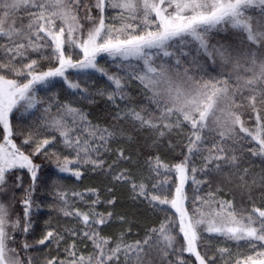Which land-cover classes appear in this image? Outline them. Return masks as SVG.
<instances>
[{"label": "snow or ice", "instance_id": "obj_1", "mask_svg": "<svg viewBox=\"0 0 264 264\" xmlns=\"http://www.w3.org/2000/svg\"><path fill=\"white\" fill-rule=\"evenodd\" d=\"M229 31L237 37L234 42L209 45V34ZM0 40V196L15 200L17 190L23 193L20 203L24 221L21 224L20 217L11 219L9 205L0 200V264H33L32 257L20 254L32 245L24 242L20 250L15 247L17 230L27 234L31 229L40 169L33 156L55 157L60 172H71L79 178L80 165L102 167L103 161L94 159L93 153L106 149L114 135L107 128L93 125L81 109L64 104L58 106L46 128L59 133L74 158L61 159L58 153L50 152L48 146L56 135L44 136L35 129L22 141V146L33 145L31 154L16 144L12 115L41 103L37 86L46 87L61 78L81 98L92 101L89 89L66 75L69 70L105 76L110 90H98L97 94L118 109L117 101L128 98L131 80H138L145 91L151 92L158 115L145 108H128L119 110L116 119L128 117L160 137L184 125L191 131L182 162L169 167L156 157L150 163L157 175L163 169L177 177L173 188L166 187L170 182L167 176L152 185V192L124 172L114 177L128 180L133 192L154 206L173 209L172 217L142 240L128 244L121 237L113 242L101 234L100 226L111 219L112 213L95 210L101 202L96 190H88L96 196L89 211L71 206L68 193L59 191L56 195L63 204L62 214L76 218L83 226L80 231H66L71 237L90 241L92 251L87 255L78 252L73 240L63 249V259L52 257L46 264H191L184 253L198 264H264V208L256 206L253 196V190L259 189V198L264 200V174L250 176L249 168L241 167V156L237 155L246 152L264 161V0H0ZM201 51L213 63L219 59L229 65L231 72L207 78L189 75L186 67L181 72L184 59L191 56L196 64ZM101 54L119 60L123 73L109 74L100 67L97 57ZM45 60L51 66L40 70L39 61ZM241 108L250 112L255 122L252 127L246 126ZM44 111L50 112L51 106ZM119 155L124 157L123 152ZM195 155H201L204 161L199 169L191 163ZM72 165L78 167L73 169ZM23 170L29 174L27 187ZM198 172L205 177L215 173L221 184H234L250 207H244V203L237 206L234 198H220L218 193L228 190L221 184L199 195L209 181L198 179ZM189 181L195 186L191 210L185 191ZM72 195L84 199L82 193ZM205 234L234 243L236 251L217 247L209 255L210 249L203 243ZM178 236L183 243L178 242ZM53 239L59 247L64 236L48 231L37 243L43 245Z\"/></svg>", "mask_w": 264, "mask_h": 264}, {"label": "trees", "instance_id": "obj_2", "mask_svg": "<svg viewBox=\"0 0 264 264\" xmlns=\"http://www.w3.org/2000/svg\"><path fill=\"white\" fill-rule=\"evenodd\" d=\"M95 14V13H93ZM237 39L231 31L227 33L209 34V45H216L218 42L232 43ZM0 42H3L0 40ZM191 48L194 50L195 45ZM188 51V49H185ZM32 58H37V54L31 53ZM77 55H73L76 59ZM192 57L184 59V64L180 68L182 72L184 67L188 69L189 75L192 76H208L222 77L231 72L229 65L222 64L219 59L213 63V59L208 57L203 51L196 55V64L191 62ZM97 63L104 68L109 74L121 72L123 73V64L119 60H113L106 54H101L97 57ZM128 63V62H124ZM131 63L136 64L137 61ZM40 70H46L51 66L49 61H39ZM68 75L71 80H79L82 87L89 89L92 101L81 98L73 90L69 89L67 84L61 78H56L48 86H37L36 95L41 100L35 109H29L27 112L15 111L12 115V126L15 140L18 146H22L23 139L27 134L35 129L44 136L56 135V140L48 146L50 152L54 151L59 154L61 159L65 156L70 159L74 158V152L64 146L59 133H53L46 128V124L50 122L52 116L58 111V106L71 104L73 107L81 109L89 121L93 125H98L100 128H107L114 135L107 142L106 149L101 148L99 153H93V158L103 161L102 167H94L92 165H80L79 170L81 176L79 178L72 175L71 172L62 173L55 157L45 156L43 154L33 156V162L40 166L37 180L36 192L33 196V212L31 215V229L27 234L17 230L15 233V247L20 250V246L27 242L32 245L27 252L21 251V256L28 255L32 257L33 264H46L48 259L52 257L64 258L63 249L75 240L78 252L87 255L92 251L91 242L79 237L69 236L67 229H75L80 231L83 227L81 223L74 217H65L60 208L62 202L57 198L56 193L64 191L68 193L69 204L81 211H89L92 207V201L96 199L88 190H96L99 196L100 203L95 205V210L101 213H112V217L108 222L100 226L101 234L109 237L113 242H116L121 237L123 241L132 244L135 241L142 240L147 234L151 233L154 228H159L160 224L169 217H172L173 209L168 206H154L146 198L137 196L131 187L128 180L118 181L115 175L124 172L125 175L131 178V181L146 185L149 192L153 191L152 185L162 181L166 176L169 178L168 188H173L178 183L177 177L173 173L164 172L161 169V175H157L151 167L150 163L154 162V158L159 157L163 164L169 167L182 162L188 143L190 128L187 125L182 126V129H173L160 137L155 130L139 127L134 121L128 117L116 119V113L123 109L135 108L140 110L145 108L148 111H154L155 105L150 100L151 92L145 91L138 80H131L127 86L128 98L118 100L119 109L115 107L105 96L97 94L98 90H110L109 82L105 76L100 73L92 72L88 75L78 73L75 70H69ZM51 106L50 112H45L44 109ZM243 113L242 118L246 122V126L252 127L254 119L251 118L250 112L241 108ZM123 116V113H121ZM86 135V134H85ZM207 135V134H206ZM0 142H2V131H0ZM243 143V141L241 142ZM33 145H23V150L27 154H31ZM123 152L124 157L119 154ZM207 153L205 152L204 155ZM241 156V167H247L250 171V176L264 174V161L257 157H253L248 153H237ZM192 165L199 169L204 161L201 155L192 157ZM73 169L78 167L72 165ZM212 166L209 165V168ZM24 179V186L29 183V174L26 170L21 172ZM198 179L207 178L209 183L201 187L199 195L203 196L207 190H215L218 184H221L219 178L213 173L205 177L204 174L197 173ZM11 182V181H10ZM191 181L186 185L185 191L189 197L187 206L191 210V199L194 195ZM221 187H226L228 190L218 193L222 199H233L237 206L244 203L241 199L240 190L234 184H221ZM82 193L84 199L73 196L72 193ZM23 193L17 190V199L12 200L11 204V219L17 217L23 221V206L20 203V197ZM253 196L257 207L264 208V200H261L260 190L254 189ZM108 200H114L112 204L106 203ZM244 207H250L244 203ZM161 209H167L163 211ZM53 231L64 236V240L57 247L55 240L47 241L40 245L37 242L44 237L46 232ZM178 242L183 243L182 236H178ZM203 243L210 249L209 255L215 252L217 247H229L233 252L236 251V246L232 242H225L222 239L205 234ZM245 251H247L245 249ZM186 260H190L191 264H198L194 257L184 253ZM219 264V261L217 262Z\"/></svg>", "mask_w": 264, "mask_h": 264}, {"label": "rangeland", "instance_id": "obj_3", "mask_svg": "<svg viewBox=\"0 0 264 264\" xmlns=\"http://www.w3.org/2000/svg\"><path fill=\"white\" fill-rule=\"evenodd\" d=\"M0 200H2L5 204L9 205V210H10V215H11V204H12V200H9L8 197L5 196H0Z\"/></svg>", "mask_w": 264, "mask_h": 264}]
</instances>
